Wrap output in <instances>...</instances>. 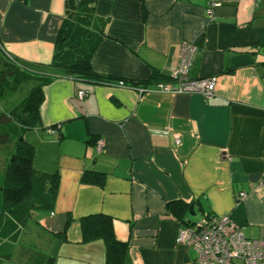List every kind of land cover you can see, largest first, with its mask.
<instances>
[{
    "label": "crops",
    "instance_id": "0c3cea01",
    "mask_svg": "<svg viewBox=\"0 0 264 264\" xmlns=\"http://www.w3.org/2000/svg\"><path fill=\"white\" fill-rule=\"evenodd\" d=\"M218 1L209 11L208 0H95L106 24L94 72L150 88L156 74L168 81L189 40V76H216L215 94L67 77L44 85L40 121L24 139L34 168L56 174V199L34 212L1 264H104V241L82 239L80 218L94 214L111 219L130 264H196L177 236L206 212L264 238V0ZM64 13L65 0H0L2 48L48 66ZM2 184L0 164V213ZM174 202L188 205L184 221Z\"/></svg>",
    "mask_w": 264,
    "mask_h": 264
},
{
    "label": "trees",
    "instance_id": "16d2710c",
    "mask_svg": "<svg viewBox=\"0 0 264 264\" xmlns=\"http://www.w3.org/2000/svg\"><path fill=\"white\" fill-rule=\"evenodd\" d=\"M105 24L106 20L95 13V0H65L64 18L57 32L52 61L48 66L23 62L6 53L0 44V97L23 83H31L27 95L19 105L10 111L0 107V146L8 143L13 145L11 158H5L2 163L0 264L10 260L13 243L34 212L52 209L57 194L56 174L34 168V149L25 141L22 132L39 123L42 87L55 78L67 77L102 84L113 81L94 72L91 66L92 55L105 36ZM259 43H264V40ZM152 79L153 82L165 81L158 74ZM167 205L184 221L182 216L187 211V204L174 202ZM185 223L191 222L184 221L183 224ZM80 224L84 242L93 239L104 241V264H130L127 244L115 239L108 216H84L80 218Z\"/></svg>",
    "mask_w": 264,
    "mask_h": 264
},
{
    "label": "built area",
    "instance_id": "2783aa9c",
    "mask_svg": "<svg viewBox=\"0 0 264 264\" xmlns=\"http://www.w3.org/2000/svg\"><path fill=\"white\" fill-rule=\"evenodd\" d=\"M218 0H208L209 11L218 6ZM196 44L183 40L179 47L176 66L171 69L168 81L155 82L150 88L145 85L127 83L122 79L108 81L120 87H126L142 93L148 90L168 93H197L205 99L215 94L217 77L207 76L191 78L190 67L194 60ZM79 98L86 93L79 91ZM175 142L179 138L174 136ZM101 141L97 142L100 150ZM245 192L238 194L239 199ZM177 242L190 246L194 251L196 264H264V238H248L241 227L229 215L203 213L196 221L183 224L178 232Z\"/></svg>",
    "mask_w": 264,
    "mask_h": 264
},
{
    "label": "rangeland",
    "instance_id": "374dc122",
    "mask_svg": "<svg viewBox=\"0 0 264 264\" xmlns=\"http://www.w3.org/2000/svg\"><path fill=\"white\" fill-rule=\"evenodd\" d=\"M30 86H31V83H23L22 85H19L16 88H12L11 91L9 92L6 91L5 95L3 93L0 97V107L4 110L10 111L13 107L19 105L21 100L27 95ZM3 95L4 97L2 98ZM22 133L24 136L25 131ZM12 146L13 145L11 143H8L4 146H0V164L3 163V160L5 158L6 159L11 158L10 154L12 151ZM30 264H33V263L30 262Z\"/></svg>",
    "mask_w": 264,
    "mask_h": 264
},
{
    "label": "water",
    "instance_id": "95a60500",
    "mask_svg": "<svg viewBox=\"0 0 264 264\" xmlns=\"http://www.w3.org/2000/svg\"><path fill=\"white\" fill-rule=\"evenodd\" d=\"M190 209H193V206L192 205L190 206Z\"/></svg>",
    "mask_w": 264,
    "mask_h": 264
}]
</instances>
